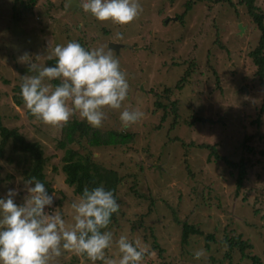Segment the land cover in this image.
Instances as JSON below:
<instances>
[{
    "label": "rangeland",
    "instance_id": "obj_1",
    "mask_svg": "<svg viewBox=\"0 0 264 264\" xmlns=\"http://www.w3.org/2000/svg\"><path fill=\"white\" fill-rule=\"evenodd\" d=\"M22 1L28 7L0 0V118L41 143L50 192L24 181L28 160L6 145L0 234L37 247L34 264H253V257L264 264V86L248 56L260 33L246 3L205 0L185 12L187 0ZM253 4L264 14V0ZM78 39L88 57L70 49ZM55 57L64 61L59 73L49 67ZM55 77L74 86L75 99L53 87ZM22 80L42 89V121L27 120L13 103ZM158 101L165 108L178 102V115L157 107ZM83 110L96 129L133 134L122 147L86 146L96 163L123 178L116 222L86 257L78 234L89 228L93 209L65 184V150L58 146L67 113L80 118ZM201 145L231 160L248 159L237 195L236 171ZM132 186L146 199L129 192ZM172 211L214 242L191 236L181 246ZM139 219L143 228L133 231ZM225 236L248 242L247 257L229 250ZM9 249L0 264L7 263Z\"/></svg>",
    "mask_w": 264,
    "mask_h": 264
},
{
    "label": "trees",
    "instance_id": "obj_2",
    "mask_svg": "<svg viewBox=\"0 0 264 264\" xmlns=\"http://www.w3.org/2000/svg\"><path fill=\"white\" fill-rule=\"evenodd\" d=\"M19 1L20 7L25 6L26 1L13 0L14 6ZM34 3L35 0H29ZM205 0H187L184 4L185 12L189 11L191 7L197 2H203ZM246 3L247 14L251 18L252 22L259 30V40L257 46L249 52L248 56L251 59L254 66H256L255 75L260 80V85L264 86V14L259 12L254 6V0H242ZM18 7V8H20ZM25 7H28L27 5ZM30 8V7H29ZM15 11V9H14ZM28 13H33L30 8ZM91 14V13H90ZM15 16L12 15V18ZM16 18V17H15ZM71 50L78 49L81 53L87 57L88 49L84 46L81 40H77L74 44L70 45ZM79 51V53H80ZM49 67L51 72H61L64 68V61L59 57H55L49 61ZM84 72L88 73L86 67ZM59 75V74H58ZM59 77V76H58ZM186 76H183L181 81H185ZM73 83V82H72ZM53 87L62 89L64 92L71 91L74 99L77 96L76 89L71 83H62L58 78L52 80ZM41 87L39 84H28L23 80L19 85L13 88V103L19 108H24L27 120H43V110L40 108L38 98L41 95ZM152 93V91H151ZM98 95V92H96ZM73 102V101H72ZM157 107L162 109H169L172 114L178 115V102L172 101L170 107L165 108V104L157 102ZM74 110V109H73ZM260 113L264 114V100L261 104ZM93 117L97 118L95 113ZM103 119H105L103 117ZM87 118L86 111H82V117L77 118L75 114L67 113L66 119L63 120L61 125L60 140L58 146L60 149L65 150V155L62 158L61 171L65 175V184L73 188V193L88 202V205L93 209L88 216L89 228L84 232L78 234V248L83 256H88L94 253L95 247L99 244L106 229L116 222L119 209L117 206L118 187L121 184L123 178L118 173L110 168H106L103 165L96 163L93 160L92 153L89 152L88 147H107V146H125L129 141L133 139V134L125 131H113V130H99L94 128ZM11 144L12 152L22 155L28 160V168L23 172V179L27 183L39 184L40 187H45L46 195L50 192L48 182L45 179V163L44 151L41 143L38 141H29L25 135L21 133L18 128H8L2 124L0 118V158L3 157V151L6 145ZM88 146V147H86ZM80 148L83 152L76 149ZM201 148L208 149L210 155L213 156L215 161H222L232 170L236 171L235 180V195L242 189L244 180L247 175L246 163L248 159H239V161L231 160L229 158L220 156L217 153L215 146L201 145ZM251 151L250 148H247ZM264 157V152L262 153ZM28 157L29 159H27ZM2 181L0 180V185ZM132 194L137 195L140 198L146 199L138 194L135 187L132 186L129 189ZM45 195V196H46ZM102 201V202H101ZM173 220L180 225V244L185 246L189 243L191 236H203L208 245L210 242H214L215 238L212 234H203L200 228L194 224H190L187 220L180 222L175 217V211L173 212ZM175 217V218H174ZM135 225V227H134ZM143 228L142 220H136L132 223V230H140ZM27 239H14L0 234V256L1 252L10 247L9 259L6 264H34L37 257V247H28ZM223 243H228L229 250L234 247L243 254L245 249L251 248L248 242L242 241L241 237H228L225 236ZM156 248V247H154ZM208 248V246H207ZM243 256L246 258L247 255ZM226 259H229L228 254L225 255ZM253 264H258L255 257L252 258Z\"/></svg>",
    "mask_w": 264,
    "mask_h": 264
},
{
    "label": "water",
    "instance_id": "obj_3",
    "mask_svg": "<svg viewBox=\"0 0 264 264\" xmlns=\"http://www.w3.org/2000/svg\"><path fill=\"white\" fill-rule=\"evenodd\" d=\"M108 48L117 51V50H118V45H116V44H109ZM37 206H38V205H36L35 209L37 208ZM35 211H36V210H34L33 215L35 214Z\"/></svg>",
    "mask_w": 264,
    "mask_h": 264
}]
</instances>
